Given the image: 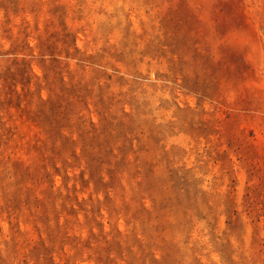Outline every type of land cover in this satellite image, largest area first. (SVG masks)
<instances>
[{
  "label": "rangeland",
  "instance_id": "1",
  "mask_svg": "<svg viewBox=\"0 0 264 264\" xmlns=\"http://www.w3.org/2000/svg\"><path fill=\"white\" fill-rule=\"evenodd\" d=\"M0 264H264V0H0Z\"/></svg>",
  "mask_w": 264,
  "mask_h": 264
},
{
  "label": "trees",
  "instance_id": "2",
  "mask_svg": "<svg viewBox=\"0 0 264 264\" xmlns=\"http://www.w3.org/2000/svg\"><path fill=\"white\" fill-rule=\"evenodd\" d=\"M55 109H56L55 107H52V106H51V113H52V114L55 112Z\"/></svg>",
  "mask_w": 264,
  "mask_h": 264
}]
</instances>
